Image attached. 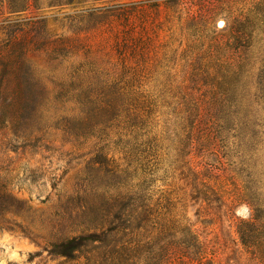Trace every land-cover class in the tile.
Masks as SVG:
<instances>
[{"label":"rangeland","instance_id":"374dc122","mask_svg":"<svg viewBox=\"0 0 264 264\" xmlns=\"http://www.w3.org/2000/svg\"><path fill=\"white\" fill-rule=\"evenodd\" d=\"M37 1L21 15L10 14L5 0L0 5V207L7 209L0 214V264H121L124 241L131 244L130 264L138 263V246L149 234L133 219L124 227L100 211L99 195L112 181L95 164L102 156L94 155L97 140L67 135L66 127L80 116L72 96L104 91L106 81L162 101L144 132L125 129L112 138L116 149L123 138L124 146L133 141L151 154L158 172L149 186L159 191L156 198L162 191L177 203L214 264H261L241 244L237 227L240 221L253 222L252 207L240 196L246 181L264 212V23L254 44L230 49L229 58L248 59L249 123L230 124L229 133L208 123L199 125L197 134L187 118L197 102L190 90L196 87L189 78L191 63L216 66L224 55L216 46L230 38L234 18L257 5L264 19L259 5L264 0ZM117 5L127 11L133 6L128 22L119 16L101 18L97 25L90 21L93 9ZM19 22L27 39L26 111L23 98L18 110L13 107L19 96L11 73L20 61L17 54L10 58L2 43L13 35L9 24ZM14 42L7 45L14 48ZM71 82L82 83L60 104L56 95ZM197 109L204 122L215 115L204 103ZM209 136L211 143L205 141ZM92 235L79 250L65 249ZM144 260L150 264L148 253Z\"/></svg>","mask_w":264,"mask_h":264},{"label":"trees","instance_id":"16d2710c","mask_svg":"<svg viewBox=\"0 0 264 264\" xmlns=\"http://www.w3.org/2000/svg\"><path fill=\"white\" fill-rule=\"evenodd\" d=\"M5 1L7 2L6 9L10 14L15 15L29 12L32 8L35 9L38 2L37 0ZM94 1L113 2L114 0ZM2 2L3 0H0V5ZM67 2L73 3L74 0ZM259 5H264V1ZM132 7L129 6L130 10L128 11L121 5L95 8L88 15L90 21L96 25L101 23L99 21L101 18L103 21H107V17L119 16L120 19L124 18L125 22H128L126 13L132 12ZM151 8L157 10L158 5L152 4ZM260 14L261 10L255 5L246 13L234 18L235 28L241 30L232 27L228 34L230 38L223 41L221 48L216 46L217 50L219 49L224 54L215 60L216 66L208 61H202L201 64L191 63L189 78L196 84V87L190 90L197 102L192 104L187 122L188 126L194 129L197 134L199 125H209L208 123H219L220 128L227 133L231 131L233 124L249 123L251 114L248 115L246 105L249 95L246 82L249 76L248 59L239 56L229 58V56L233 45L243 47V44L248 43L246 46L248 47L250 43L254 44L256 33L263 34L261 24L263 26L264 19ZM19 24L20 22L9 24L8 27L14 29L13 35L9 37L7 33L9 38L6 41L3 40L2 43H5L3 48L8 52L9 57L15 60L17 54L16 59L20 61L19 69L11 73L14 91H17L19 96L14 100L13 107L18 110L20 98H23L26 111L28 96L24 89H28L29 85L24 82L22 71L27 39L26 34L17 26ZM129 32L126 31V33ZM11 41H15L14 48L7 45ZM118 51L119 49H117ZM80 83L82 82H71L66 88L61 85L62 89L56 95V101L60 104L66 102V99L72 96L70 94L74 92L76 85ZM104 85L106 87L104 91L92 90L81 96H72L78 100L80 116L66 127L67 135L74 139L97 140L94 155L102 156L95 161V164L99 165L98 171L104 173L112 181V184L103 190L104 195H99L100 211L105 212L111 219L121 220L124 227H128L130 219H133L139 230L148 232L149 239L141 240V246H138L141 251L137 264H145L144 256L147 253L150 255V264H214L212 253L206 250L205 245L184 223V217L181 216L182 211L177 203L173 204L168 195L162 197V191L156 198L159 191L150 188L149 181L158 172L150 157L151 154L139 145H132L133 141L124 146L123 138L121 146L116 149L112 139L113 137L119 138L125 129L134 133L144 132L149 120L154 119L158 112L160 113L162 101L152 94L150 96L143 92L127 91L121 88L120 82L117 81H106ZM0 86L2 87V84ZM200 103L208 105L209 109L215 111V115L211 114L206 122L202 115L196 114L199 111L197 108ZM10 106L12 107V104ZM174 106L177 107L176 104ZM215 137L219 138L217 135ZM205 141L211 143L213 140L209 136ZM219 141L222 142V140ZM109 155L112 156L109 157ZM114 155H123V157L114 158ZM254 180L252 181L254 182ZM245 185L246 188H243L240 196L245 198L247 204L252 207L254 213L250 221L253 222L240 221L237 233L243 247L254 253L258 261L264 264L263 207L257 203L256 195L250 194V181H246ZM3 197H7L5 192ZM5 210L7 209L0 207V214ZM86 238L93 239V235L75 240V245L74 241L69 242L65 249L79 250L80 245L86 242ZM130 247L131 244L127 241H124L120 246L121 264H130Z\"/></svg>","mask_w":264,"mask_h":264}]
</instances>
